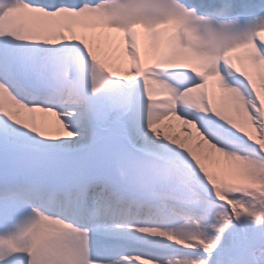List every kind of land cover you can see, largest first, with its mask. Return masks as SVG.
I'll return each mask as SVG.
<instances>
[{
  "label": "snow or ice",
  "instance_id": "6c2138e0",
  "mask_svg": "<svg viewBox=\"0 0 264 264\" xmlns=\"http://www.w3.org/2000/svg\"><path fill=\"white\" fill-rule=\"evenodd\" d=\"M0 264H264V0H0Z\"/></svg>",
  "mask_w": 264,
  "mask_h": 264
}]
</instances>
